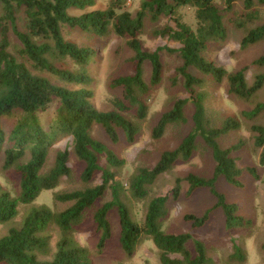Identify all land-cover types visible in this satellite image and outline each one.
I'll list each match as a JSON object with an SVG mask.
<instances>
[{"label": "trees", "instance_id": "trees-1", "mask_svg": "<svg viewBox=\"0 0 264 264\" xmlns=\"http://www.w3.org/2000/svg\"><path fill=\"white\" fill-rule=\"evenodd\" d=\"M225 0L220 8L216 0H141L134 15L124 9L125 0H110L105 9H95L71 16L69 10H83L94 0H0V157L3 171L13 170L19 176L17 188L4 189L0 185V225L12 221L18 215V207L32 205L44 190L58 188L63 177L71 176L67 166L68 148L53 149L60 140L71 138L74 156L83 163L80 180L88 184L100 173V184L86 186L70 192L56 191L53 202L69 203L63 210H53L46 204L31 206L18 226L10 227L0 237V264H92L90 252L75 240V234L83 223L85 213L109 191L110 199L102 203L92 215L98 233L96 252L100 253L111 236L108 213L116 211L119 225L118 242L122 252L131 257L143 237L152 240L160 264H215L206 256L204 244L189 233L170 234L162 230L166 217L167 196L148 199L151 185L161 174L168 172L178 162H187L196 148L198 138L209 150L214 163L209 178L188 173L186 196L199 188L212 193L221 208L226 229L243 226V220L235 215L236 207L217 193L214 184L222 178L228 185L240 187L242 170L232 156L241 148L239 141L231 147L222 148L218 139L229 132L239 130L240 123L234 117L207 110V86L225 80L227 92L239 100L249 101L264 86V51L251 62L259 72L249 84L244 71H227L206 58L209 45H220L226 39L227 24L242 32L240 47L246 48L264 40V22L260 11L264 0H241L242 9L233 11L232 3ZM193 11L194 26L182 21L178 10ZM231 17L225 21L226 12ZM168 17L172 25L156 28L152 34L180 45L177 49L158 47L153 51L142 47L140 36L145 22H157ZM226 22V24H225ZM261 22V23H259ZM104 36L109 30L117 37L126 39L132 51V73L108 82L110 89H119L113 97L112 109L96 110L88 88L92 78L88 67L95 51L90 47L77 46L66 40L62 28ZM15 40L12 42L9 35ZM176 54L181 61L176 75L188 99H176L164 112L151 131V137L160 138L168 125L187 123L185 106H192L190 131L182 137L173 150L163 151L151 168L137 167L123 183L117 180L125 160L116 156L102 142L90 136L92 125H99L113 143L118 141L117 129L121 130L127 143L132 144L139 132L140 123L146 118L151 100L162 79L160 52ZM150 64L148 81L143 78V63ZM67 64H72L68 69ZM32 71L47 73L58 81L80 86L69 90L51 83L47 78ZM194 71V73H192ZM196 73V74H195ZM58 101L55 117L44 127L39 115L53 101ZM264 112V100L241 115L253 119ZM12 121L6 133L3 120ZM253 145L260 149V166H264V126H250ZM51 166L44 170L50 153ZM104 160L101 165L100 161ZM248 174L257 178L254 167L246 168ZM179 179L171 195H179ZM128 199L146 206L142 223L136 222L130 213ZM148 199V200H147ZM210 210L201 217L185 215L193 227H201ZM248 224V222H246ZM56 235L54 250L51 246ZM193 244L194 254L187 248ZM230 259L245 260V253L232 246ZM176 255L178 258H171Z\"/></svg>", "mask_w": 264, "mask_h": 264}, {"label": "rangeland", "instance_id": "rangeland-1", "mask_svg": "<svg viewBox=\"0 0 264 264\" xmlns=\"http://www.w3.org/2000/svg\"><path fill=\"white\" fill-rule=\"evenodd\" d=\"M141 0H125L124 10L134 13L139 9ZM225 0H216L220 8L225 7ZM110 0H94V4L83 10H69L71 16H79L82 13L95 9H105ZM242 9L241 0L232 3L231 10L240 11ZM262 11L261 22H264V9ZM178 14L182 21L190 26H194L193 11L189 8H181ZM232 12H226L225 21L231 17ZM259 22V23H261ZM165 24L172 25L168 17H161L157 22H151L148 19L145 22L144 32L140 36L142 47L145 50L153 51L158 47H169L177 49L179 44L166 38L153 36L152 32ZM226 24V22H225ZM63 37L75 43L77 46L90 47L95 51L92 62L88 67V72L92 78L88 87L93 92L91 99L92 106L101 112L112 109L113 97L120 95L119 89H110L108 82L119 76L132 73L131 58L132 51L126 45V39L117 37L112 31H108L104 36H96L87 32H81L78 29L62 28ZM242 32L235 30L227 24L226 39L220 45H209L206 51V58L213 61L227 71H237L245 68L244 75L246 81L250 84L259 70L251 65V62L259 57L264 51V40L259 41L246 48L240 47ZM12 42L15 38L9 35ZM162 63V79L158 86L155 96L151 100L146 118L139 125V132L134 142L129 144L125 141L121 130L117 129L118 141L113 143L109 140L104 130L99 125H92L90 136L102 142L116 156L125 160L124 167L118 172L117 180L126 181V177L137 167L151 168L157 162L163 151L173 150L191 129L192 106L188 102L185 106V115L187 123L184 125H168L160 138L151 137V131L157 123L160 116L168 111L176 99H188V94L182 86V79L176 75V68L180 66L181 61L176 54L160 52ZM71 69L72 64H67ZM33 74L47 78L51 83L65 87L69 90L80 88V86L67 84L58 81L53 76L38 71H32ZM194 73V71H192ZM196 74V73H195ZM150 77V64L143 63V78L148 81ZM207 98L205 105L207 110L221 114L223 117H234L240 123L239 130L229 132L218 139L222 148L231 147L242 141L240 149L234 151L232 156L236 159V165L242 170L239 178L241 186L234 187L228 185L222 178H218L214 184L217 193L221 194L225 201L236 207L235 215L243 220V226L239 228L226 229L224 225V214L219 207H214L217 199L205 188H199L186 196L188 184L184 180L188 173L209 178L212 175L214 163L210 157V152L206 149L198 138V147L187 162L178 161L173 167L160 176L151 185L148 199L167 196L166 209L167 214L162 221V230L170 234L189 233L193 239L199 240L204 244L206 256L213 260L215 264H264V166L258 164L260 149L253 145V134L250 132V126L253 124L264 126V112L253 119H246L241 114L250 111L254 105L264 100V86L249 101L239 100L227 92L226 81L209 84L207 86ZM58 107V101H53L46 111L39 115L41 124L46 127L55 117V111ZM12 121L3 120V130L8 133ZM67 147L69 159L67 166L71 169L69 178L63 177L55 190H44L35 199L32 205L19 206L18 215L12 221L0 225V237L3 236L10 227L18 226L24 214L31 206L46 204L53 210H63L69 206V203L53 202V193L58 191L70 192L84 189L86 186L100 184V173L96 174L94 179L85 184L80 180V174L84 167L73 154L71 148V138L66 137L53 145V149H63ZM53 162V152L50 153L46 167L47 170ZM104 164V160L100 161ZM2 159L0 157V185L7 190L17 188L19 176L13 170L3 171ZM254 167L257 178L255 179L246 171V168ZM179 179V195L173 199L171 195L172 188L176 180ZM110 199L109 191L105 193L104 198L98 200L92 209L87 210L83 223L79 231L75 234V240L89 252L92 264H160L157 257L156 248L151 239L143 237L136 247L134 254L127 257L121 250L118 237L119 225L115 210L108 213L111 236L107 240L103 250L96 252V243L98 233L92 221V215L96 208ZM147 199V200H148ZM127 204L132 218L142 223L146 211V206L128 199ZM210 210L207 221L201 227H193L192 221H185V215L201 217V215ZM248 222V224H246ZM56 235L53 233L51 246L54 250ZM237 245L244 253L245 260L239 262L236 259H230L232 246ZM187 248L194 254L193 244L189 242ZM171 258H178L176 255Z\"/></svg>", "mask_w": 264, "mask_h": 264}]
</instances>
